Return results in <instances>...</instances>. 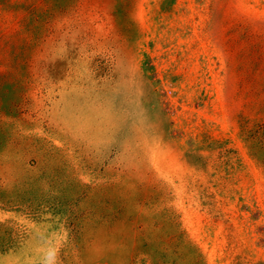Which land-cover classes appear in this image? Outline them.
Masks as SVG:
<instances>
[{"label": "rangeland", "instance_id": "obj_1", "mask_svg": "<svg viewBox=\"0 0 264 264\" xmlns=\"http://www.w3.org/2000/svg\"><path fill=\"white\" fill-rule=\"evenodd\" d=\"M0 264H264V0H0Z\"/></svg>", "mask_w": 264, "mask_h": 264}, {"label": "bare ground", "instance_id": "obj_2", "mask_svg": "<svg viewBox=\"0 0 264 264\" xmlns=\"http://www.w3.org/2000/svg\"><path fill=\"white\" fill-rule=\"evenodd\" d=\"M99 109H100V108H99ZM103 109H104V108H103ZM107 109H108V108H107ZM86 111H87V110H86ZM112 112H113V111H112ZM108 113H109V112H108ZM108 113H107V114H108ZM113 113H114V112H113ZM82 114H83V113H82ZM87 114H89V113H87ZM109 114H110V113H109ZM113 115H114V114H113ZM76 116H77V115H76ZM90 116H91V115H90ZM94 116H95V115H94ZM101 116H102V115H101ZM104 116H105V115H104ZM86 117H87V116H86ZM77 118H78V117H77ZM102 118H103V117H102ZM106 118H107V117H106ZM88 119L91 120V118H89V117H88ZM68 120H69V119H68ZM68 120H67V121H68ZM73 120H74V119H73ZM80 120H81V119H80ZM87 122H88V120H87ZM71 123H72V122H71ZM74 123H75V122H74ZM74 123H73V124H74ZM79 123H80V122H79ZM88 123H89V122H88ZM75 124H77V123H75ZM90 124H91V122H90ZM107 124H109V123H107ZM82 125H83V124H82ZM86 125H87V124H86ZM76 126H78V125H76ZM106 126H107V125H106ZM99 129H100V127H99ZM97 131H99V130H97ZM103 131H104V130H103ZM100 134H101V133H100Z\"/></svg>", "mask_w": 264, "mask_h": 264}]
</instances>
